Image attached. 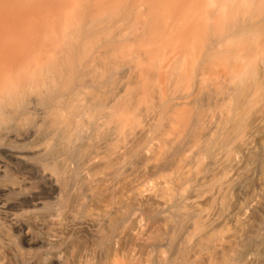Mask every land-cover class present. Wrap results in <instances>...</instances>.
<instances>
[{"label":"bare ground","instance_id":"obj_1","mask_svg":"<svg viewBox=\"0 0 264 264\" xmlns=\"http://www.w3.org/2000/svg\"><path fill=\"white\" fill-rule=\"evenodd\" d=\"M0 264H264V0H0Z\"/></svg>","mask_w":264,"mask_h":264}]
</instances>
